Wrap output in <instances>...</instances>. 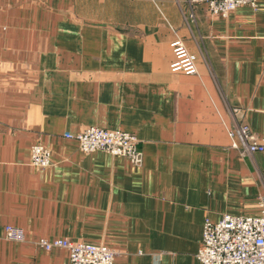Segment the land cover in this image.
<instances>
[{
    "label": "crops",
    "instance_id": "0c3cea01",
    "mask_svg": "<svg viewBox=\"0 0 264 264\" xmlns=\"http://www.w3.org/2000/svg\"><path fill=\"white\" fill-rule=\"evenodd\" d=\"M176 39L193 73L170 69ZM233 109L264 145V0L226 16L187 0H0V264H69L39 245L56 238L104 245L113 264H199L206 219L258 212L264 150L238 154ZM88 126L136 135L141 163L63 136ZM35 143L50 167L29 163Z\"/></svg>",
    "mask_w": 264,
    "mask_h": 264
},
{
    "label": "built area",
    "instance_id": "2783aa9c",
    "mask_svg": "<svg viewBox=\"0 0 264 264\" xmlns=\"http://www.w3.org/2000/svg\"><path fill=\"white\" fill-rule=\"evenodd\" d=\"M190 5L206 4L211 14L227 15L239 6L255 7L257 0H187ZM173 51L172 71L193 73L195 56L190 53L180 39L170 43ZM240 109H233L231 116L233 126L228 129L231 136L239 139L237 148L240 156H250L264 150L263 143L252 132L249 125L241 119ZM68 139H74L78 148L85 152L101 150L112 155L127 157L138 165L142 160V152L138 147V138L131 132L121 129H107L88 126L77 133H63ZM29 163L39 169L52 165L51 150L35 143L30 147ZM262 191L257 196L258 212L254 215H236L224 213L216 222L206 219L203 223L202 239L196 259L199 264H264V174L261 176ZM5 239L22 241L23 230L16 226L5 225ZM39 245L44 249L52 247L66 248L69 253V264H113L115 252L101 244L70 241L66 238L53 240L41 239Z\"/></svg>",
    "mask_w": 264,
    "mask_h": 264
}]
</instances>
